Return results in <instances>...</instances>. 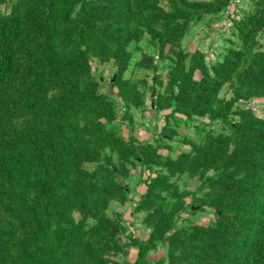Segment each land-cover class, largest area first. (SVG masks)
<instances>
[{
    "label": "rangeland",
    "instance_id": "1",
    "mask_svg": "<svg viewBox=\"0 0 264 264\" xmlns=\"http://www.w3.org/2000/svg\"><path fill=\"white\" fill-rule=\"evenodd\" d=\"M105 1L111 50L88 51L100 99L74 119L93 134L73 144L74 185L54 193L74 229L50 235L40 264L262 263L264 0ZM28 8L0 0V16ZM27 46L0 84L6 155L28 114ZM4 185L0 173V227Z\"/></svg>",
    "mask_w": 264,
    "mask_h": 264
},
{
    "label": "trees",
    "instance_id": "2",
    "mask_svg": "<svg viewBox=\"0 0 264 264\" xmlns=\"http://www.w3.org/2000/svg\"><path fill=\"white\" fill-rule=\"evenodd\" d=\"M77 1L80 9L75 13L72 5L67 10L57 8L55 0H29L23 22L15 13L0 16V84L14 67L21 40L28 44L26 58L31 68L25 127L15 135L11 155L0 153L5 181L0 264H40L49 253L50 235L66 238L74 229L68 214L67 224L62 220L54 193L74 185L70 177L73 144L93 134L74 120L83 108L97 105L100 99L88 51L102 55L111 50L106 47L110 35L101 27L110 22L101 11L106 1ZM252 37L253 33L247 43ZM117 50L113 51L116 55ZM236 56L235 63H228L230 70L238 66L241 52ZM258 186L257 196L264 200V172ZM77 204L81 206L80 201Z\"/></svg>",
    "mask_w": 264,
    "mask_h": 264
}]
</instances>
